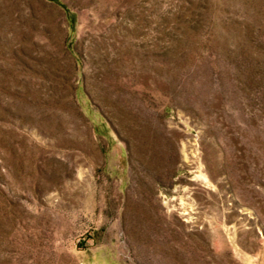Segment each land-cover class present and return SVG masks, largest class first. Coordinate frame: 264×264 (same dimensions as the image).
Returning <instances> with one entry per match:
<instances>
[{"label": "rangeland", "instance_id": "obj_1", "mask_svg": "<svg viewBox=\"0 0 264 264\" xmlns=\"http://www.w3.org/2000/svg\"><path fill=\"white\" fill-rule=\"evenodd\" d=\"M0 264H264V0H0Z\"/></svg>", "mask_w": 264, "mask_h": 264}]
</instances>
